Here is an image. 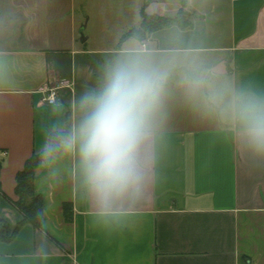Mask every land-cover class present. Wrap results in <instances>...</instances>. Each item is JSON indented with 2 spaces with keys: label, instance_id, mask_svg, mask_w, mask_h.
Returning a JSON list of instances; mask_svg holds the SVG:
<instances>
[{
  "label": "crops",
  "instance_id": "obj_1",
  "mask_svg": "<svg viewBox=\"0 0 264 264\" xmlns=\"http://www.w3.org/2000/svg\"><path fill=\"white\" fill-rule=\"evenodd\" d=\"M155 2L193 19L131 38L168 71L138 153V187L102 209L78 145L65 150L61 141L36 170L42 226L28 222L0 239V264H264V148L250 142L231 105L240 93L264 101V0ZM53 17L51 0H0V218L11 231L23 218L17 173L48 148L51 132H78L81 98L100 89L107 71L101 84L77 86L81 51L63 46ZM167 52L191 56L162 59ZM88 71L90 82L96 72ZM54 75L73 84L48 103ZM65 202L73 203L70 221Z\"/></svg>",
  "mask_w": 264,
  "mask_h": 264
},
{
  "label": "clouds",
  "instance_id": "obj_2",
  "mask_svg": "<svg viewBox=\"0 0 264 264\" xmlns=\"http://www.w3.org/2000/svg\"><path fill=\"white\" fill-rule=\"evenodd\" d=\"M167 77L166 69L140 55L116 60L100 89L81 98L85 115L78 132L71 138H56L65 150L78 145L88 183L102 209L135 190L142 179L138 153L150 134ZM213 102L222 101L213 97ZM231 105L250 142L264 148V101L240 93ZM56 146L53 142L46 151L51 153Z\"/></svg>",
  "mask_w": 264,
  "mask_h": 264
},
{
  "label": "rangeland",
  "instance_id": "obj_3",
  "mask_svg": "<svg viewBox=\"0 0 264 264\" xmlns=\"http://www.w3.org/2000/svg\"><path fill=\"white\" fill-rule=\"evenodd\" d=\"M51 5L54 13L52 26L63 46L73 45L81 51L80 64L84 66V70L80 82L76 80V85L79 87L81 84L85 86L101 84L103 71L118 59L130 55L144 57L146 53H143V45L140 41L131 39L133 37L124 39V35L132 27L140 26L143 9L148 13L163 15H174L178 10L172 4L161 2L157 4L155 0H51ZM181 10L184 13L188 12L186 8ZM191 19H193L192 13H190ZM83 25H85L84 34L88 37L85 42L81 41L80 29ZM151 35L143 40H149ZM171 55L173 54L168 52L161 53L160 57L167 59ZM177 55L187 59L191 56L186 52L176 53L173 56ZM88 68L96 72L94 80L90 82H88ZM70 84H73V81L68 82L62 76L54 75L49 87L59 86L58 91L61 94V91L67 89Z\"/></svg>",
  "mask_w": 264,
  "mask_h": 264
},
{
  "label": "trees",
  "instance_id": "obj_4",
  "mask_svg": "<svg viewBox=\"0 0 264 264\" xmlns=\"http://www.w3.org/2000/svg\"><path fill=\"white\" fill-rule=\"evenodd\" d=\"M181 11L176 15H163L159 13H148L143 9L141 11L142 20L140 26L132 27L124 35V39L128 37H135L143 40L155 31L169 27L173 24H177L181 28H187L192 24V21L190 20L191 12L188 11L187 13H184ZM68 134L69 129L51 132L49 145L55 142L57 146L54 151L58 149L61 142V140L56 138L61 136L67 138ZM46 150L35 152L31 155L26 160L24 168L17 173L15 192L18 197L14 200V203L22 211L23 218L19 221L14 231H11L7 221L0 218V239L11 240L16 230L28 222L32 223L36 227L42 226L44 201L43 196L35 191V176L36 170L41 164L45 152H47ZM64 213L67 220L70 221L73 219L74 208L72 202L64 203Z\"/></svg>",
  "mask_w": 264,
  "mask_h": 264
},
{
  "label": "built area",
  "instance_id": "obj_5",
  "mask_svg": "<svg viewBox=\"0 0 264 264\" xmlns=\"http://www.w3.org/2000/svg\"><path fill=\"white\" fill-rule=\"evenodd\" d=\"M58 88L59 86H48L46 89V95L43 97V100L47 101L48 103H56L59 96Z\"/></svg>",
  "mask_w": 264,
  "mask_h": 264
},
{
  "label": "water",
  "instance_id": "obj_6",
  "mask_svg": "<svg viewBox=\"0 0 264 264\" xmlns=\"http://www.w3.org/2000/svg\"><path fill=\"white\" fill-rule=\"evenodd\" d=\"M84 28H85V25H83V26L81 27V29H80L81 34H82V36H81V41H82V42H85V41L88 39V37L85 36V34H84Z\"/></svg>",
  "mask_w": 264,
  "mask_h": 264
}]
</instances>
